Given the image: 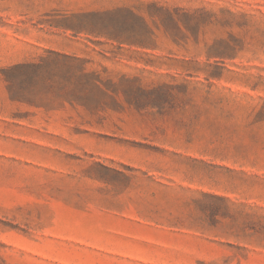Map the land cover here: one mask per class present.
Wrapping results in <instances>:
<instances>
[{
	"label": "rangeland",
	"instance_id": "374dc122",
	"mask_svg": "<svg viewBox=\"0 0 264 264\" xmlns=\"http://www.w3.org/2000/svg\"><path fill=\"white\" fill-rule=\"evenodd\" d=\"M0 264H264V0H0Z\"/></svg>",
	"mask_w": 264,
	"mask_h": 264
}]
</instances>
